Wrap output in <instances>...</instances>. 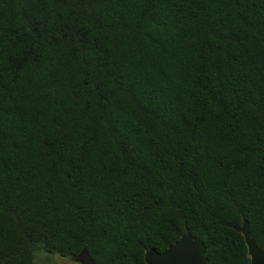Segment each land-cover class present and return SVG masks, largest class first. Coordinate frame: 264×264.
I'll list each match as a JSON object with an SVG mask.
<instances>
[{
  "label": "trees",
  "instance_id": "obj_1",
  "mask_svg": "<svg viewBox=\"0 0 264 264\" xmlns=\"http://www.w3.org/2000/svg\"><path fill=\"white\" fill-rule=\"evenodd\" d=\"M264 247V0H0V264H209Z\"/></svg>",
  "mask_w": 264,
  "mask_h": 264
},
{
  "label": "water",
  "instance_id": "obj_2",
  "mask_svg": "<svg viewBox=\"0 0 264 264\" xmlns=\"http://www.w3.org/2000/svg\"><path fill=\"white\" fill-rule=\"evenodd\" d=\"M238 230L244 236L251 259L250 264H264V247L261 248L255 243L249 222L244 221ZM206 252L207 247L201 236L193 235L188 229L185 235L164 251L148 249L145 252V261L146 264H209ZM81 255L85 264H96L88 250L85 249L79 256Z\"/></svg>",
  "mask_w": 264,
  "mask_h": 264
},
{
  "label": "rangeland",
  "instance_id": "obj_3",
  "mask_svg": "<svg viewBox=\"0 0 264 264\" xmlns=\"http://www.w3.org/2000/svg\"><path fill=\"white\" fill-rule=\"evenodd\" d=\"M38 264H85L84 257L76 256L70 258H63L58 255H48L44 252H40L37 255Z\"/></svg>",
  "mask_w": 264,
  "mask_h": 264
}]
</instances>
